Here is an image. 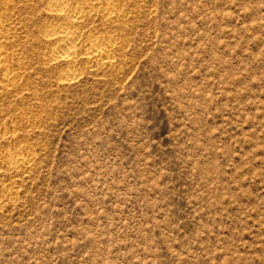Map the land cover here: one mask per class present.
<instances>
[{"label": "rangeland", "instance_id": "374dc122", "mask_svg": "<svg viewBox=\"0 0 264 264\" xmlns=\"http://www.w3.org/2000/svg\"><path fill=\"white\" fill-rule=\"evenodd\" d=\"M51 1L0 0V264H264V0Z\"/></svg>", "mask_w": 264, "mask_h": 264}, {"label": "bare ground", "instance_id": "6f19581e", "mask_svg": "<svg viewBox=\"0 0 264 264\" xmlns=\"http://www.w3.org/2000/svg\"><path fill=\"white\" fill-rule=\"evenodd\" d=\"M67 1L68 0H52L50 3V9L63 17H68V18L75 17L77 19L83 18L84 17V14H83L84 4H83V8L81 9L69 10L68 8L65 7ZM114 9H115V4L113 3L108 4L107 11L104 14L106 17H108L107 19H109V17H112V13L114 12ZM2 22H3V15L0 14V26ZM68 29L69 28H67V25L60 24L57 26V31L49 33L47 35V39L50 40L55 45L54 49L52 50L50 60L52 61L64 60L68 62H73L77 58L76 49L71 45V43L74 44V42H76L77 35H74L73 33L71 34V32H68L69 31ZM3 35H4L3 31L0 30V37H2ZM1 46H3V43ZM89 46H90V51H89L90 54L94 55L95 53H100L102 55V52H100L99 43L93 42L89 44ZM3 55H4L3 48H0V58H2ZM0 70L7 71L2 65L1 60H0Z\"/></svg>", "mask_w": 264, "mask_h": 264}]
</instances>
